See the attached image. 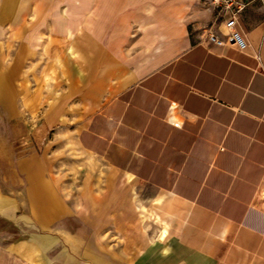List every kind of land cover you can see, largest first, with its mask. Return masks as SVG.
<instances>
[{
	"label": "crops",
	"instance_id": "0c3cea01",
	"mask_svg": "<svg viewBox=\"0 0 264 264\" xmlns=\"http://www.w3.org/2000/svg\"><path fill=\"white\" fill-rule=\"evenodd\" d=\"M195 1L206 34L163 63L159 49L136 62L108 33L82 30L36 56L17 54L11 96L0 99L13 114L0 117L12 128L9 138L0 130V222L22 237L0 245V264H264V8L243 13L249 48L240 51L207 43L224 26ZM175 13L154 16L150 39L163 37ZM15 83L25 97H14ZM31 138L46 148L73 140L102 161L113 228L102 225L96 184L76 183L74 206L55 193L52 156L25 150ZM23 204L32 212L21 219ZM32 220L41 231L26 229Z\"/></svg>",
	"mask_w": 264,
	"mask_h": 264
},
{
	"label": "rangeland",
	"instance_id": "374dc122",
	"mask_svg": "<svg viewBox=\"0 0 264 264\" xmlns=\"http://www.w3.org/2000/svg\"><path fill=\"white\" fill-rule=\"evenodd\" d=\"M197 6L198 3L195 0H163L161 5H156L155 0H0V99L1 94L8 98L11 96V79L13 78L11 71L16 66L17 54L27 58L32 57V54L35 55V52L42 53L44 48L48 49L51 46L49 42L52 43L55 37L68 36L69 32L75 35L80 30L86 34L97 32L103 37H106L108 33L114 37L116 47H120L121 50L130 49L137 53L136 62L141 59L140 54H152L159 49L161 54L156 58V62L163 63L180 52L186 46L188 39H199L206 34L208 29L201 26L198 18L199 11L195 9ZM172 10L176 11L172 26L165 31L162 38L156 40L151 35L150 39V30L158 26L153 22L154 16L168 15ZM59 21L62 23L59 24ZM14 80H17V77H14ZM15 87H19V90L14 92V97L16 98L17 91L19 94L22 93L21 97H25L26 86L15 83ZM13 109L14 112L19 111L24 118L26 117L25 107ZM10 110L11 107L0 104V117L1 115L12 116ZM0 130L4 133L3 137H10L12 130L10 125L0 123ZM44 144L48 145V141L37 142L31 138L23 142L22 146L25 150L33 148L40 157L51 154L52 164H50V173L47 177L51 178L52 189L56 190L55 193L61 190L62 194L64 193L63 195L67 197L66 200L71 201L74 206L75 184L89 181L96 184L93 189L98 191L99 209L104 211L99 210V212L106 216L107 212L112 213L114 208L110 204H105V201H109L113 193L107 196L109 190L100 186L106 185V181L112 177L102 161L82 153L73 140L64 148H60L57 142L50 144L47 148ZM53 185L56 186L55 189ZM115 194L119 201L123 199L122 189ZM132 194H136L133 188ZM25 196L26 194L20 196L19 199L23 201L26 199ZM142 196L145 204L150 202V197ZM134 197L138 195L133 196V201ZM21 207L17 211L18 217L21 219L24 216L28 217L27 214L32 212L31 208L26 207V204ZM36 207L41 208L42 206L38 204ZM138 209L141 222H145L144 208ZM120 210L123 212L121 205ZM108 216L106 220H102L104 223L102 225L105 228H113L115 220ZM26 221L24 219L23 222L27 223ZM28 225L24 228L36 231H41L43 228L41 220L29 221ZM0 232L4 233L3 236L0 235V245L17 242L22 237L20 234L16 235L12 226H7L2 222H0ZM108 239L123 245L122 236H104L103 240ZM38 242L41 245V236ZM37 255L41 259L42 251L38 250Z\"/></svg>",
	"mask_w": 264,
	"mask_h": 264
},
{
	"label": "built area",
	"instance_id": "2783aa9c",
	"mask_svg": "<svg viewBox=\"0 0 264 264\" xmlns=\"http://www.w3.org/2000/svg\"><path fill=\"white\" fill-rule=\"evenodd\" d=\"M202 3L212 13L214 22L224 26L221 32L210 30L207 43L217 47L230 44L240 51H246L249 43L242 28V15L254 3H260L264 8V0H202Z\"/></svg>",
	"mask_w": 264,
	"mask_h": 264
}]
</instances>
